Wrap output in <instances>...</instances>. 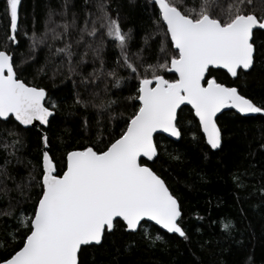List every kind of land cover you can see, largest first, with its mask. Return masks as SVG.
<instances>
[{
    "label": "snow or ice",
    "instance_id": "obj_1",
    "mask_svg": "<svg viewBox=\"0 0 264 264\" xmlns=\"http://www.w3.org/2000/svg\"><path fill=\"white\" fill-rule=\"evenodd\" d=\"M21 2L4 0L3 8L7 26L5 46L0 48V124L12 127L5 128L6 135L0 133L5 153L0 200H7L0 217H8L15 226L4 238L11 241L10 252L0 240L5 253L0 264H81L82 246L101 245L118 221L128 231L152 221L188 240L178 198L140 161L158 155L155 133L181 137L182 105L191 106L212 150L224 143L218 118L223 110L234 109L243 117L264 115V104L211 75L215 68L238 78V70L247 73L256 66V55L264 49V41L257 46L256 32L264 31V15L253 10L254 0H181L180 6L175 0H147L152 13L135 52L131 47L136 29L124 30L119 9L113 15L112 0H60L57 6H48L43 31L35 18L31 33L25 29L28 50L18 53ZM110 46L119 55L108 68L105 53ZM147 49H154L148 57ZM44 50L40 64L38 54ZM260 63L264 67V59ZM89 65L92 70L87 72ZM121 69L128 75L121 76ZM33 71V81L71 80L70 108L95 110L94 121L84 120L89 135L95 131V141L67 151L62 174L48 151L47 135L41 138L44 147L37 164L17 155L29 126L37 121L49 125L60 108L48 99L45 87L28 80ZM124 87L130 95L113 99L111 89ZM121 100L127 102L125 108L133 109L130 114L116 111ZM233 181L243 186L238 175ZM259 194L264 197V186ZM221 227L231 234L236 224L228 220Z\"/></svg>",
    "mask_w": 264,
    "mask_h": 264
},
{
    "label": "trees",
    "instance_id": "obj_2",
    "mask_svg": "<svg viewBox=\"0 0 264 264\" xmlns=\"http://www.w3.org/2000/svg\"><path fill=\"white\" fill-rule=\"evenodd\" d=\"M178 6L181 0H175ZM60 0H22L20 4V39L19 52H27L28 41L24 37L33 28L34 18L37 28L43 31V21L48 6H57ZM4 0H0V48L5 46V28L7 20L3 15ZM113 15L119 9L124 30L135 28L131 51L135 52L141 45L144 26L151 16L152 8L147 0H112ZM258 15H264V0H254V9ZM257 46L264 41V31H257ZM15 47V46H13ZM154 49H147L148 57ZM46 50L39 52L38 60L42 64ZM108 68L114 66L119 55L114 46L105 53ZM264 49L256 55V66L247 73L239 71L238 78H230L225 72L211 70L218 82L227 86H236L246 97L258 105L264 104ZM149 62H155L150 59ZM39 67V64L35 65ZM91 66L86 68L90 72ZM33 71L28 80L45 87L50 101H56L60 108L50 118L46 128L39 130L28 128L22 134V146L18 156L25 162H39L43 150V134L48 137V151L57 170L65 166L63 157L67 151L87 147L95 141V131L89 135L84 127V120H95V110L76 106L70 108L69 98L73 91L71 80L58 77L55 82L37 77L33 81ZM50 75V73H49ZM121 76L128 72L121 69ZM166 78L174 76L166 74ZM78 79V78H75ZM134 83L130 81L129 84ZM103 84H101V88ZM83 92V89H81ZM113 99L130 95L128 87L123 91L111 89ZM88 98V93H84ZM121 100L117 112L130 114L133 109L123 105ZM182 135L178 141L164 136H157L158 148L156 159L147 164L166 183L172 194L178 198L182 210L180 223L189 239L184 240L170 235L155 226L143 223L135 233L126 231L123 222L118 221L114 230L106 235L101 245L86 246L79 253L81 264H264V197L259 189L264 186V115L242 117L234 112H224L219 124L224 129V143L217 151H212L205 143L198 128V122L192 111L184 107L179 110ZM191 122V123H190ZM11 124H0V133ZM195 133V138L193 136ZM5 155L0 149V163ZM179 157V159H174ZM31 167V165H29ZM22 174L26 170L20 166ZM238 175L242 187H237L233 176ZM31 207V205H26ZM7 208V200H0V209ZM243 210V211H241ZM232 220L236 228L227 234L222 231V223ZM15 222L8 217H0V240H4ZM161 237L156 240V236ZM8 251L12 250L11 241L4 240ZM0 251V255H4Z\"/></svg>",
    "mask_w": 264,
    "mask_h": 264
},
{
    "label": "water",
    "instance_id": "obj_3",
    "mask_svg": "<svg viewBox=\"0 0 264 264\" xmlns=\"http://www.w3.org/2000/svg\"><path fill=\"white\" fill-rule=\"evenodd\" d=\"M19 22H20V6H19ZM212 70H220V71H223V72H225L230 78H233V77H231V75L230 74H228L227 72H226V70H223V69H215V68H213ZM238 71H243V70H238ZM250 71V70H249ZM170 75H172V74H170ZM206 83V82H205ZM184 107H187V108H189L190 110H191V106L190 105H182L181 106V109L182 108H184ZM179 111V110H178ZM192 111V110H191ZM224 112H234L235 114H237V115H239V116H241L240 114H238V113H236V111L234 110V109H225V110H223V112H222V114L224 113ZM193 113V112H192ZM193 115H194V113H193ZM221 114H218V116H220ZM243 117V116H242ZM51 118V117H50ZM198 122V121H197ZM47 126H44V125H40L39 124V122L37 121V122H34V125L33 126H29V128H32V129H36V130H39L40 128H46ZM202 133V132H201ZM202 135H203V133H202ZM43 136H44V134H43ZM157 136H164V137H166V138H168V139H170V140H173V141H178L180 138H175V137H171V136H169L168 134H166V133H162V132H157V133H155L154 134V141H155V138L157 137ZM205 140V139H204ZM205 143H206V141H205ZM207 145V144H206ZM208 146V145H207ZM44 147V146H43ZM43 147H42V149H43ZM209 148H210V146H208ZM211 149V148H210ZM212 150V149H211ZM218 150V149H217ZM217 150H212V151H217ZM157 157V156H156ZM156 157H154L153 158V160L152 161H148L147 160V158H141V161H144V162H146L147 164H151L155 159H156ZM140 161V162H141ZM122 222V221H121ZM143 223H148V224H151V225H153V226H155L157 229H159V230H161V231H163V232H166V233H168L166 230H164V229H162L159 225H156L154 222H152V221H147V220H145V221H142L141 222V224H143ZM140 224V225H141ZM139 225V226H140ZM139 226H138V228H139ZM138 230V229H137ZM136 230V231H137ZM127 232H130V233H135L136 231H128V230H126ZM168 234H170V235H176V236H178L177 234H173V233H168ZM179 237V236H178ZM94 246H98V245H94ZM84 247H86V246H82V248H84Z\"/></svg>",
    "mask_w": 264,
    "mask_h": 264
}]
</instances>
